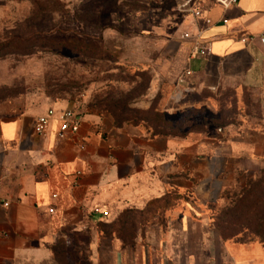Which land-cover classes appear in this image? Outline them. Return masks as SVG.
I'll return each instance as SVG.
<instances>
[{
    "label": "crops",
    "instance_id": "0c3cea01",
    "mask_svg": "<svg viewBox=\"0 0 264 264\" xmlns=\"http://www.w3.org/2000/svg\"><path fill=\"white\" fill-rule=\"evenodd\" d=\"M141 1L160 9L135 14L150 21L132 31H184L211 52L179 47L183 82L163 111L169 119L194 127L227 96L264 94V0L212 2L196 20L182 0ZM64 111L79 115V131L60 137ZM214 126L152 136L67 102L0 103V264H264L263 246L213 227L218 179L250 149V160L264 156V133L215 136Z\"/></svg>",
    "mask_w": 264,
    "mask_h": 264
},
{
    "label": "rangeland",
    "instance_id": "374dc122",
    "mask_svg": "<svg viewBox=\"0 0 264 264\" xmlns=\"http://www.w3.org/2000/svg\"><path fill=\"white\" fill-rule=\"evenodd\" d=\"M212 2L182 0L181 5L187 3L185 16L196 20ZM152 9L160 7L141 0L0 4V103L18 98L67 102L80 112L108 118L115 127L157 131L161 113L176 98L178 50L187 40L184 31L174 29L132 31L150 21L135 14ZM197 123L191 130L205 131L212 124L215 136L226 129L264 133V94L227 96ZM240 156L234 171L218 179L223 188L213 227L226 239L264 247V156L250 160L251 149Z\"/></svg>",
    "mask_w": 264,
    "mask_h": 264
},
{
    "label": "built area",
    "instance_id": "2783aa9c",
    "mask_svg": "<svg viewBox=\"0 0 264 264\" xmlns=\"http://www.w3.org/2000/svg\"><path fill=\"white\" fill-rule=\"evenodd\" d=\"M222 6H230L237 2V0H212ZM188 3V2H187ZM187 3L181 5V9L185 8ZM183 39L189 41L191 52L193 55H209L210 49L201 45L198 36H190L189 34L183 35ZM264 42V38H263ZM182 79L178 81L181 84ZM48 129V119L40 118L34 124V131L37 135H45ZM79 131V115L74 111H64L60 116V137L67 134H76Z\"/></svg>",
    "mask_w": 264,
    "mask_h": 264
},
{
    "label": "trees",
    "instance_id": "16d2710c",
    "mask_svg": "<svg viewBox=\"0 0 264 264\" xmlns=\"http://www.w3.org/2000/svg\"><path fill=\"white\" fill-rule=\"evenodd\" d=\"M219 102V101H218ZM161 123H162V126L160 128H158L157 131H151L150 129H145L147 130L148 132H150L152 134V136H174V137H182L184 136L186 133L184 132V130L186 128H184L185 126L186 127H190L191 124H186V120L184 119L185 117H183V120H176V119H169L164 113H161ZM185 120V121H184ZM200 123H196L194 125V128L197 126H199ZM193 125V124H192ZM140 127V126H138ZM143 128V127H142ZM193 129V126L190 127V130ZM198 129V130H196ZM195 131H201V132H207L208 130L205 129V131L203 129H200V128H196ZM216 219V217H215ZM215 221V220H214Z\"/></svg>",
    "mask_w": 264,
    "mask_h": 264
}]
</instances>
